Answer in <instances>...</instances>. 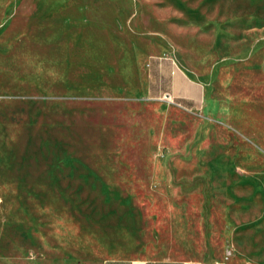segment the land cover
Here are the masks:
<instances>
[{
    "label": "rangeland",
    "instance_id": "rangeland-1",
    "mask_svg": "<svg viewBox=\"0 0 264 264\" xmlns=\"http://www.w3.org/2000/svg\"><path fill=\"white\" fill-rule=\"evenodd\" d=\"M0 99V264H264V0H0Z\"/></svg>",
    "mask_w": 264,
    "mask_h": 264
},
{
    "label": "crops",
    "instance_id": "crops-1",
    "mask_svg": "<svg viewBox=\"0 0 264 264\" xmlns=\"http://www.w3.org/2000/svg\"><path fill=\"white\" fill-rule=\"evenodd\" d=\"M171 87L169 94L175 98L181 99H193L194 101L200 100L201 91L199 84L183 73L171 71ZM3 123L4 129L7 130V109H4L0 99V159L2 153V135H3ZM102 264H206L204 261L197 259H181V258H125V257H110L106 258Z\"/></svg>",
    "mask_w": 264,
    "mask_h": 264
}]
</instances>
